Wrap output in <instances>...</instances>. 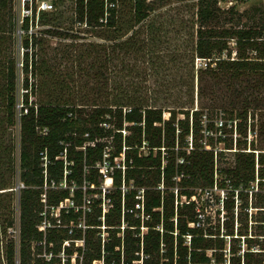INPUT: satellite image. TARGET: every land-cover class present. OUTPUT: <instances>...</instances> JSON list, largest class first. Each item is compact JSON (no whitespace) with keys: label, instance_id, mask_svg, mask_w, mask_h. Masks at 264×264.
<instances>
[{"label":"trees","instance_id":"trees-1","mask_svg":"<svg viewBox=\"0 0 264 264\" xmlns=\"http://www.w3.org/2000/svg\"><path fill=\"white\" fill-rule=\"evenodd\" d=\"M165 2L74 0L77 29L24 36L25 188L18 255L7 242L6 264L16 256L19 264H264V124L256 130L253 120L247 132L248 115H264V5L239 13L217 0L187 1L163 20ZM53 35L70 41L52 48ZM197 58L207 66L197 71L195 108ZM180 66L176 101L168 78ZM16 79L11 67L8 125L17 117ZM226 153L235 157L224 166ZM8 188L0 175V191ZM67 199L58 225L50 208ZM209 203L220 205L213 216ZM12 226L3 219L0 235Z\"/></svg>","mask_w":264,"mask_h":264},{"label":"rangeland","instance_id":"rangeland-1","mask_svg":"<svg viewBox=\"0 0 264 264\" xmlns=\"http://www.w3.org/2000/svg\"><path fill=\"white\" fill-rule=\"evenodd\" d=\"M53 2V10L45 13L43 16L39 15V24L40 27L36 29L38 32H40L43 29L47 28H55L62 30L61 32L64 33V31L67 30H75L77 29L76 26L73 24L74 20V0H51ZM195 2L196 0H166L165 5H163L160 9L157 10V12L162 16L163 20H168L169 18L176 17V9L183 7L186 3ZM219 3V8L222 11L229 10L226 6V4L231 0H217ZM189 4V3H188ZM218 5V4H217ZM264 5V0H246L242 2H237L233 7L235 10L239 11V13L250 11L252 8H256L258 6ZM170 16V17H168ZM42 17V18H41ZM0 19L2 24V30L0 31V175L1 178H4L6 184L9 187L8 189H4L0 192H6L10 191V193H5L6 195L2 196V209H0V225L3 224V219L8 220L9 218L13 220V226L11 228H8L6 233L0 235V264H6L5 259V246L7 242L12 241L15 245L16 252L18 255L19 250V197H20V191L19 189L13 190L16 187L17 182H19V152H20V125H19V112L21 110V101H22V85L24 80V75L21 71L22 69V57H23V50H22V41L24 39V33L20 32L22 24L20 23V0H7L6 5L2 10L0 11ZM41 19L46 20L49 22L48 25H41ZM246 17H243V22L245 21ZM162 21V20H161ZM53 30V29H52ZM82 33L80 37L84 38H90L92 39V33L85 32L86 30L81 29ZM66 34V33H65ZM71 34V33H69ZM80 35V34H79ZM129 35V34H128ZM126 35V36H128ZM172 35V34H171ZM174 36V34L172 35ZM70 38L65 36H59V35H53L51 37V44L52 48L59 46L63 42H69ZM182 47V45H180ZM182 49V48H181ZM52 53V52H50ZM234 56V53L231 55ZM126 61V64L128 63L127 58H125L124 62ZM186 61L184 60V63ZM70 62L68 60L62 61V67L66 66L69 67ZM139 64V63H138ZM202 62L197 63L195 61V108L197 107V101H196V92L198 88V75L197 71L200 69ZM15 69V72L17 74L16 79V93L18 97V105L16 106V120L15 123L12 125L7 124V109H6V103L4 102L3 95L8 89V83L6 80V75L8 74V71L10 68ZM180 70L177 71L174 69H171L172 72L169 74L170 80H174L176 82L171 81L170 83H173V91L174 98L177 101L178 96L180 93L178 91L182 90L183 84L182 81L185 77V68L180 66ZM92 84V83H90ZM14 94V92L12 91ZM182 93V92H181ZM224 90H221L220 93H218L220 96L225 95ZM227 95V94H226ZM230 95V94H229ZM33 99V98H31ZM208 100V99H206ZM205 101V100H204ZM206 102H209L206 101ZM221 104V102H219ZM257 114V113H256ZM255 121V129L257 130L258 127L262 126L264 124V115L257 116L255 115L254 119H251L250 114L248 115L247 119V132L248 136L251 135V129L253 126L251 125L252 122ZM254 124V123H253ZM235 123L233 124V131L232 135L233 138L237 136ZM124 135V134H123ZM249 140V138H248ZM250 141V140H249ZM248 141V142H249ZM221 147V146H218ZM264 147V142H258L257 148ZM10 149L11 154L10 158L15 160V174L11 175V173L8 172V163H9V154L8 150ZM225 157L227 159V162L224 166H227L228 164L233 163L234 155L232 153H226ZM224 163V162H223ZM249 202H250V195H249ZM69 203V202H68ZM67 203V205H68ZM240 203V202H239ZM220 205L216 204H206L205 206V213L208 215L213 216L215 210ZM237 209L235 208V217H236ZM251 213V209L249 211ZM103 237H106V234L102 230ZM34 247V246H33ZM63 257V253L60 255ZM15 264H19L18 256L15 257ZM63 264V260L62 263Z\"/></svg>","mask_w":264,"mask_h":264},{"label":"built area","instance_id":"built-area-1","mask_svg":"<svg viewBox=\"0 0 264 264\" xmlns=\"http://www.w3.org/2000/svg\"><path fill=\"white\" fill-rule=\"evenodd\" d=\"M242 1H246V0H231L226 4V6L228 9H231V7H233L237 2H242ZM53 6L54 5H53V2L51 0H20V23L22 24L20 32L24 33V36H27V37H31L32 35H37L38 30L36 31V29L40 27L39 15H42L44 13H48V12L52 11L54 9ZM218 6H219V3H218ZM27 20H28V28L24 29V24ZM195 61L197 63L202 62L200 68H202V69L206 68V66H207L206 60L197 58ZM107 179L108 178H106L105 182H104V188H106V189L111 186V184H110V186H105ZM24 188H25L24 184L19 181L16 183V187L13 190L19 189V191H20ZM59 188H66L65 180L60 181ZM42 197H43L42 201H43V203H45L46 202L45 196L43 195ZM67 203H68V205H67ZM69 205H71V201L67 199V200H65L63 206H59L56 208H54V207L50 208L52 210V214L54 215V218L56 219V224H58V225L60 224L59 217H60L61 208L62 207L67 208V207H69ZM46 208L47 207L45 206V209ZM41 226L43 228L47 227V221L45 219L41 222ZM79 226H81V224Z\"/></svg>","mask_w":264,"mask_h":264},{"label":"bare ground","instance_id":"bare-ground-1","mask_svg":"<svg viewBox=\"0 0 264 264\" xmlns=\"http://www.w3.org/2000/svg\"><path fill=\"white\" fill-rule=\"evenodd\" d=\"M111 182L112 181L108 178L107 181H106V183H105V186H110Z\"/></svg>","mask_w":264,"mask_h":264}]
</instances>
